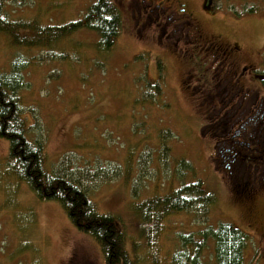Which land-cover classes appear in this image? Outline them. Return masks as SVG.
<instances>
[{"label":"rangeland","instance_id":"obj_1","mask_svg":"<svg viewBox=\"0 0 264 264\" xmlns=\"http://www.w3.org/2000/svg\"><path fill=\"white\" fill-rule=\"evenodd\" d=\"M92 1L20 0L8 7L11 17L52 27L80 19ZM182 1L203 36L236 44L242 60L264 68V0H215L213 12L203 0ZM124 15L108 51L99 50L97 33L87 29L55 39L53 30H18L34 40L30 46L14 45L0 32V71L21 74L29 138L44 140L48 169L64 155L67 174L98 165L116 169L110 178L88 185V193L99 212L118 219L134 264H153L152 252L159 264H173L178 235L204 227L193 213L171 214L153 250L140 212L144 199L199 179L215 197L207 223L229 222L249 234L245 262L264 264V198L257 196L248 214L230 179L212 161L213 141L200 128L207 114L182 88L178 55L156 32L136 28L130 14ZM7 146L0 138V264H103L98 243L75 228L58 202L39 200L8 172ZM255 251L259 255L253 259ZM209 254L203 253L202 264L211 263Z\"/></svg>","mask_w":264,"mask_h":264},{"label":"trees","instance_id":"obj_2","mask_svg":"<svg viewBox=\"0 0 264 264\" xmlns=\"http://www.w3.org/2000/svg\"><path fill=\"white\" fill-rule=\"evenodd\" d=\"M19 1L0 0V32L8 35L12 44L17 46L34 44L32 38L17 32L20 29L33 28L40 32L53 30L52 39L79 29H87L97 33L99 50L108 51L120 31L122 12L111 0H93L84 9L80 19L52 27H37L30 21L13 16L12 18V9H9L8 5ZM20 78L18 69H12L8 73L0 71V138L5 139L8 144V172L25 182L39 200L58 202L75 228L90 235L98 243L103 264H134L124 249L125 233L118 219L109 213L99 212L88 193V185L91 187L97 180L99 182L110 178L116 174V169L100 167L97 164V170L87 169L84 172L67 174V155L48 169L45 166L44 140L29 138L31 126L27 124L23 113L19 93L22 87ZM153 86L149 87L156 90L154 94L159 93L157 86ZM146 95L152 96L144 92V96ZM83 180L86 183L83 184ZM214 202L215 197L205 190L200 179L180 183L169 194L141 201V219L150 249L155 246L166 217L179 212H189L193 213L195 219L201 221L204 227L196 232L178 235L179 244L171 257L173 264H202L201 258L206 250H210V264H249L244 258L245 249L250 242L249 234L229 222L218 223L216 227L207 223V216ZM154 253H151L152 263L159 264ZM258 255L255 251L253 259Z\"/></svg>","mask_w":264,"mask_h":264},{"label":"flooded vegetation","instance_id":"obj_3","mask_svg":"<svg viewBox=\"0 0 264 264\" xmlns=\"http://www.w3.org/2000/svg\"><path fill=\"white\" fill-rule=\"evenodd\" d=\"M113 1L122 19L128 12L136 28L153 30L178 55L182 88L207 114L200 128L213 141L212 161L251 215L249 206L264 198V68L242 60L236 44L203 36L185 1ZM214 1L203 0V6L213 12Z\"/></svg>","mask_w":264,"mask_h":264}]
</instances>
